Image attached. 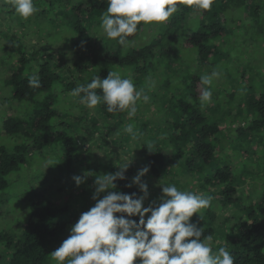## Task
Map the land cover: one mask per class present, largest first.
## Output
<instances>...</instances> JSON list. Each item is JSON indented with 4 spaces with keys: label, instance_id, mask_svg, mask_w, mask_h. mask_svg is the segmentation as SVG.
Returning a JSON list of instances; mask_svg holds the SVG:
<instances>
[{
    "label": "trees",
    "instance_id": "obj_1",
    "mask_svg": "<svg viewBox=\"0 0 264 264\" xmlns=\"http://www.w3.org/2000/svg\"><path fill=\"white\" fill-rule=\"evenodd\" d=\"M34 5L38 11L25 20L10 5L0 3V65L5 71L0 69V106L4 101L7 106L4 114L0 111V132L12 140L11 145H0V191L10 187L11 174L28 164L34 153L58 145L68 165L77 160L90 169L91 182L97 175L118 171L125 160L131 163L126 179L116 181L125 193L141 194L137 186L126 185L148 166L150 171L143 177L150 193L146 207L161 191L159 181L181 190L196 191L197 186L209 190L224 209L238 202L242 180L234 166L221 158L225 123L212 117L218 103L213 110L201 106L199 95L209 86L201 83L199 66L217 61L223 39L234 28L230 12L249 14L253 26L264 29V0H214L209 11L181 3L167 22L139 26L130 42L147 27L155 26L156 33L137 47L130 43L121 47L102 33L107 5L101 0H34ZM12 24L29 28L26 34H32L33 40ZM66 41L73 45L70 51ZM77 46L81 55L74 58ZM110 71L131 79L150 97L148 103L138 102L134 117L107 112L103 101L90 110L79 96L70 95L96 77L107 78ZM34 74L40 78V88L28 86ZM252 105L256 118L235 134L264 132V93ZM128 124L134 126L135 137L123 131ZM261 142V150L251 148L256 157L264 154ZM41 197L32 204L21 237L0 232L7 254L0 264H45L50 242L69 225L58 221L54 201ZM256 205L246 207L245 218L218 238L234 264H264V201ZM207 213L214 222L218 215ZM204 233L214 236L215 230Z\"/></svg>",
    "mask_w": 264,
    "mask_h": 264
},
{
    "label": "clouds",
    "instance_id": "obj_2",
    "mask_svg": "<svg viewBox=\"0 0 264 264\" xmlns=\"http://www.w3.org/2000/svg\"><path fill=\"white\" fill-rule=\"evenodd\" d=\"M101 2L107 7L101 17L100 30L108 39L126 47L139 26L167 22L180 10L181 3L209 11L214 0ZM0 3L10 5L15 14L25 20L38 11L34 0H0ZM214 77L218 78L219 73L204 75L200 80L210 86ZM28 86L40 88L39 76H30ZM97 89L102 90V94H98ZM70 95L79 96L80 103L90 110L103 101L107 112H126L128 117L136 115L138 102L150 100L143 90H137L131 79L113 71L107 78L96 77L74 88ZM212 95L211 88H205L199 95L201 106L211 103ZM123 131L135 137L132 124L124 126ZM130 164L125 160L118 171L96 176L93 206L80 214L70 227L68 238L50 253L56 264H234L232 254L224 247L214 251L213 236L205 235L204 227L192 222L195 214L203 220L201 210L211 206L212 197L159 181L162 194L146 207L150 193L143 177L150 171L148 166L140 169L126 185L128 188L137 186L141 194L125 193L117 188L116 181L126 179ZM89 173L74 176L76 185L85 183Z\"/></svg>",
    "mask_w": 264,
    "mask_h": 264
},
{
    "label": "rangeland",
    "instance_id": "obj_3",
    "mask_svg": "<svg viewBox=\"0 0 264 264\" xmlns=\"http://www.w3.org/2000/svg\"><path fill=\"white\" fill-rule=\"evenodd\" d=\"M229 17L234 28L228 31L227 37L223 39L217 61L209 62L206 67L199 66L202 76L211 75L213 72L219 73V77H214L212 85L209 86L213 95L211 103L207 105L213 110L214 103H218L219 109L212 117L220 118L222 123H225L221 158L224 157L223 160L234 166L235 175L240 176L242 180L239 182L242 184L237 194L238 202L226 209L223 208L221 199L211 191L200 190L198 186L196 191L192 190L197 194L212 197L211 206L201 210L203 220L199 218V214H195L192 222L198 227H204V230L209 228L215 230L212 244L215 250L220 248L218 244L220 234L226 229L233 231L236 224L245 218L244 209L252 203L260 205L264 201V154L259 152L261 154L258 153L256 157L251 150V148L261 150L260 141L264 146V132L259 131L258 135L235 134L237 128L245 127L256 118L252 104L264 93V29L253 26L250 15L241 11L230 12ZM12 25L14 30L24 35H27V31H31L29 28ZM155 33V26L147 27L140 37L130 44L134 47L146 44ZM62 37L65 41L64 33ZM26 39L33 40L32 34L27 35ZM66 45L67 51H70L73 45L69 41H66ZM76 51L74 58L81 55V46H77ZM186 53L190 55V52ZM188 55L185 57L187 60L190 58ZM171 57L177 58L176 55ZM0 69L5 72L2 65ZM2 104L0 111L4 114L7 108L6 101ZM19 110L22 112L20 108ZM15 112L20 113L18 110H13V113ZM11 144L12 140L0 132V145ZM227 149L231 151L230 154ZM61 154L58 145L34 153L28 164L11 174L10 187L0 191V232L21 237L26 226V217L31 213V206L42 201V195L54 201L53 209L60 212L58 221L69 224L50 242L49 256L45 264H56L50 253L68 238L69 229L78 220L80 214L94 204L92 196L95 189L91 177L88 176L85 183L80 186H77L73 180L74 176L83 177L85 172H90V169L82 165V162L77 163V160L72 165H68ZM161 194L162 192L158 190L155 193V200ZM208 211L218 215L214 222L207 217ZM5 252L4 245L0 242V257L2 256L0 262H4L3 257L7 256Z\"/></svg>",
    "mask_w": 264,
    "mask_h": 264
}]
</instances>
